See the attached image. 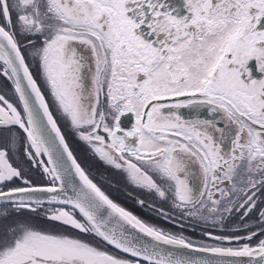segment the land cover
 Returning a JSON list of instances; mask_svg holds the SVG:
<instances>
[{"label":"snow or ice","instance_id":"obj_1","mask_svg":"<svg viewBox=\"0 0 264 264\" xmlns=\"http://www.w3.org/2000/svg\"><path fill=\"white\" fill-rule=\"evenodd\" d=\"M0 264H264V0H0Z\"/></svg>","mask_w":264,"mask_h":264},{"label":"rangeland","instance_id":"obj_2","mask_svg":"<svg viewBox=\"0 0 264 264\" xmlns=\"http://www.w3.org/2000/svg\"><path fill=\"white\" fill-rule=\"evenodd\" d=\"M71 142H72V143H75V141H71ZM118 198H119L120 201H121L126 207H128L130 210L136 212L137 214H139V215H141V216H145V217L148 216L147 213L140 211V210L134 205V203H133L130 199H128V198L126 197L125 194H123V193L118 194Z\"/></svg>","mask_w":264,"mask_h":264},{"label":"water","instance_id":"obj_3","mask_svg":"<svg viewBox=\"0 0 264 264\" xmlns=\"http://www.w3.org/2000/svg\"><path fill=\"white\" fill-rule=\"evenodd\" d=\"M128 119H129V121H130V116H129V118H128Z\"/></svg>","mask_w":264,"mask_h":264},{"label":"flooded vegetation","instance_id":"obj_4","mask_svg":"<svg viewBox=\"0 0 264 264\" xmlns=\"http://www.w3.org/2000/svg\"><path fill=\"white\" fill-rule=\"evenodd\" d=\"M253 64H254V62H253ZM257 75H259V74H257Z\"/></svg>","mask_w":264,"mask_h":264}]
</instances>
